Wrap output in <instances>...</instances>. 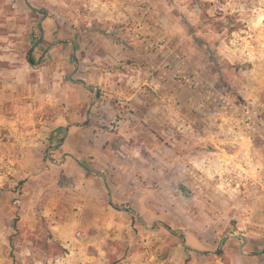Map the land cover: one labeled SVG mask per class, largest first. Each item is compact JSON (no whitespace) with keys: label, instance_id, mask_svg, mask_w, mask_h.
<instances>
[{"label":"rangeland","instance_id":"1","mask_svg":"<svg viewBox=\"0 0 264 264\" xmlns=\"http://www.w3.org/2000/svg\"><path fill=\"white\" fill-rule=\"evenodd\" d=\"M28 1L0 0V264H264V0ZM74 120L98 143L62 166Z\"/></svg>","mask_w":264,"mask_h":264},{"label":"crops","instance_id":"2","mask_svg":"<svg viewBox=\"0 0 264 264\" xmlns=\"http://www.w3.org/2000/svg\"><path fill=\"white\" fill-rule=\"evenodd\" d=\"M101 85L103 87H105L107 84H105V86L103 84H98ZM135 84H121L118 86H112L113 89L111 90V93L113 95H115L118 99L121 100H125V99H133L134 95L132 92V89H134ZM162 85L161 87L163 89H166V85L167 84H159ZM97 85H93V88H95ZM99 87V86H97ZM125 89V90H124ZM70 127L68 129L65 130L64 135L62 136L64 139L63 141H61V139H58V144L57 145H53V149L55 151H60L63 150V154H62V163L61 165H66L68 163H70V161H73L75 163H79L82 165V152L77 151L78 148H83L84 147V154L85 151L87 152V150L89 149H95L98 141V133L99 131H95V129H93L92 127L89 128L88 124H82L79 121L74 120L73 122L70 123ZM123 133V132H122ZM39 135H41V137H44L42 133H39ZM93 137H95V139H93ZM83 139L87 140L84 141ZM44 140H36V143H33V145H40L43 143ZM88 144L90 146H86L85 144ZM32 144V143H31ZM84 145V146H83ZM91 145L93 146V148H91ZM101 150H105L104 145H101ZM76 152H78L80 155L76 156Z\"/></svg>","mask_w":264,"mask_h":264},{"label":"trees","instance_id":"3","mask_svg":"<svg viewBox=\"0 0 264 264\" xmlns=\"http://www.w3.org/2000/svg\"><path fill=\"white\" fill-rule=\"evenodd\" d=\"M28 60H29V62L31 64H33V65L36 64V60H35V58L33 57V54H32V49L28 53Z\"/></svg>","mask_w":264,"mask_h":264},{"label":"water","instance_id":"4","mask_svg":"<svg viewBox=\"0 0 264 264\" xmlns=\"http://www.w3.org/2000/svg\"><path fill=\"white\" fill-rule=\"evenodd\" d=\"M26 2H27V4H28L32 9L38 10L37 8L33 7V6L31 5V3H30L28 0H26ZM75 71H76V69L74 70V72H75ZM67 77H68V78H71V74L68 75Z\"/></svg>","mask_w":264,"mask_h":264}]
</instances>
